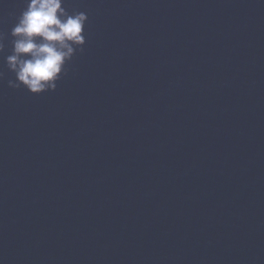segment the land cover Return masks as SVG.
Instances as JSON below:
<instances>
[{
    "label": "water",
    "instance_id": "water-1",
    "mask_svg": "<svg viewBox=\"0 0 264 264\" xmlns=\"http://www.w3.org/2000/svg\"><path fill=\"white\" fill-rule=\"evenodd\" d=\"M0 264H264V0H64L86 44L55 92L6 63Z\"/></svg>",
    "mask_w": 264,
    "mask_h": 264
},
{
    "label": "clouds",
    "instance_id": "clouds-1",
    "mask_svg": "<svg viewBox=\"0 0 264 264\" xmlns=\"http://www.w3.org/2000/svg\"><path fill=\"white\" fill-rule=\"evenodd\" d=\"M64 0H28L27 7L11 30L13 52L7 56L15 81L10 88L23 86L33 95L55 92L65 67L86 44L84 12L69 14ZM2 39V37H0ZM4 51L0 43V53ZM4 74L0 72V80Z\"/></svg>",
    "mask_w": 264,
    "mask_h": 264
}]
</instances>
